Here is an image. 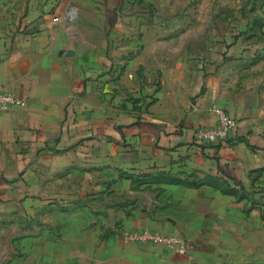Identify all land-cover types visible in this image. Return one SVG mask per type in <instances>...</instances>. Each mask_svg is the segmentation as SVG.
Masks as SVG:
<instances>
[{
  "label": "crops",
  "instance_id": "1",
  "mask_svg": "<svg viewBox=\"0 0 264 264\" xmlns=\"http://www.w3.org/2000/svg\"><path fill=\"white\" fill-rule=\"evenodd\" d=\"M107 1L0 0V90L22 99L0 113V215L83 202L32 237L0 226V264H264V0L251 12L258 29L185 32L161 74L142 78L137 60L122 71L106 54L107 17L118 29L123 0ZM141 89L155 100L124 110ZM214 106L237 125L200 143ZM109 192L120 208L97 213ZM143 227L184 237L189 253L123 241Z\"/></svg>",
  "mask_w": 264,
  "mask_h": 264
},
{
  "label": "rangeland",
  "instance_id": "2",
  "mask_svg": "<svg viewBox=\"0 0 264 264\" xmlns=\"http://www.w3.org/2000/svg\"><path fill=\"white\" fill-rule=\"evenodd\" d=\"M109 2L108 0L107 4ZM111 2L114 4V1L111 0ZM262 3L263 0H123L119 5L118 13L113 18L118 29L114 28V24L110 22L111 18L107 17L106 54L108 57L122 58L126 62L117 64L118 70L124 71L130 64L136 65L134 61L137 60V71L140 78L148 72H155L156 68L157 73L161 74L162 68L158 66L157 62L174 54L172 52H178V49L174 51L173 48L176 47L170 43L174 42L175 45H178L177 42L181 37L184 38L185 32L188 36L195 38V36H202V29L206 27L208 30L213 26L227 25L244 28L253 24L254 28L258 29L263 19L260 16H254L251 12L257 11ZM73 5L75 4L68 5L65 14L69 22H76L81 17L80 8L77 5V7H73ZM99 18L103 17L98 15L92 17L96 22ZM114 64L113 62L110 65L108 62L106 71L114 70L116 66ZM155 84L157 91L160 82L157 81ZM111 98L115 102L114 94ZM122 100L120 106L124 110L142 112L155 100V97L154 93L143 94L141 89L134 94L128 92ZM113 193L109 192L106 195L102 203L107 205L104 208H102L103 206L97 208V213L101 211L109 214L110 207L120 208L122 201L116 203L113 195L117 193ZM258 193L255 195H259ZM261 194L264 195V192L262 191ZM133 200L135 199L127 198L124 202L127 204V208L132 205ZM256 200L258 199L255 198L254 202ZM79 201V203L72 202L73 204L66 201L56 205L55 208L49 205L44 206L36 213L31 214L24 211L9 212V214L0 215V226L4 225L9 228L13 236L18 239L24 238L22 236L24 233H29V237H32L35 227L41 222L43 223V219H48L52 215L63 219L70 218L71 214L83 203L82 200ZM76 204L79 205L76 206Z\"/></svg>",
  "mask_w": 264,
  "mask_h": 264
},
{
  "label": "built area",
  "instance_id": "3",
  "mask_svg": "<svg viewBox=\"0 0 264 264\" xmlns=\"http://www.w3.org/2000/svg\"><path fill=\"white\" fill-rule=\"evenodd\" d=\"M22 103V99L10 92L0 90V113L9 111L12 107ZM217 114V123L213 126H200L194 131V137L200 143H216L227 138L228 133L236 127L237 121L224 109L214 106ZM123 241L162 247L177 254L189 253L190 246L180 235L168 234L151 229L150 227L123 229Z\"/></svg>",
  "mask_w": 264,
  "mask_h": 264
}]
</instances>
